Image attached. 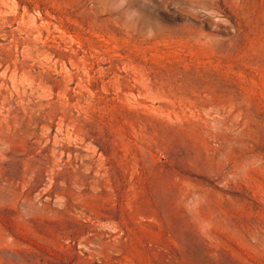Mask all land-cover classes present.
<instances>
[{
  "label": "rangeland",
  "instance_id": "rangeland-1",
  "mask_svg": "<svg viewBox=\"0 0 264 264\" xmlns=\"http://www.w3.org/2000/svg\"><path fill=\"white\" fill-rule=\"evenodd\" d=\"M0 264H264V0H0Z\"/></svg>",
  "mask_w": 264,
  "mask_h": 264
}]
</instances>
